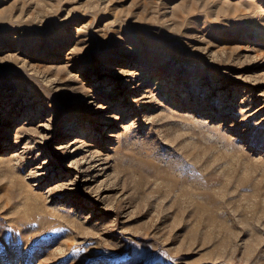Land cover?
<instances>
[{
	"label": "rangeland",
	"instance_id": "1",
	"mask_svg": "<svg viewBox=\"0 0 264 264\" xmlns=\"http://www.w3.org/2000/svg\"><path fill=\"white\" fill-rule=\"evenodd\" d=\"M254 33L264 0H0V264H264Z\"/></svg>",
	"mask_w": 264,
	"mask_h": 264
},
{
	"label": "bare ground",
	"instance_id": "2",
	"mask_svg": "<svg viewBox=\"0 0 264 264\" xmlns=\"http://www.w3.org/2000/svg\"><path fill=\"white\" fill-rule=\"evenodd\" d=\"M254 34H255V33H254ZM260 34H261V33H260ZM258 35H259L258 33L254 35V36H255V37H254V38H255V39H254L255 43L263 42L264 38H262V37L260 36V39H261V40H260V39H258ZM262 36H264V35H262ZM252 43H254V42H252ZM74 124H75V123H74Z\"/></svg>",
	"mask_w": 264,
	"mask_h": 264
}]
</instances>
